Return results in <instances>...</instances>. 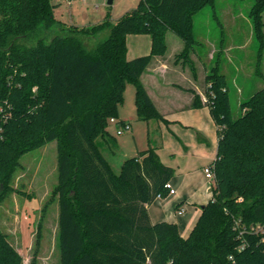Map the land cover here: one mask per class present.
I'll list each match as a JSON object with an SVG mask.
<instances>
[{"label": "trees", "instance_id": "1", "mask_svg": "<svg viewBox=\"0 0 264 264\" xmlns=\"http://www.w3.org/2000/svg\"><path fill=\"white\" fill-rule=\"evenodd\" d=\"M215 2L141 0L115 22L107 14L91 26H66L56 18L53 0H0V202L13 191L21 158L56 141L52 195L59 203L60 264H264V235L240 234L243 227L264 225V88L243 101L235 117L219 63L206 75L218 154L212 198L188 237L175 223L150 219L148 206L167 196L174 176L157 149L139 151L115 174L99 144L117 146L108 127L112 118L119 120L128 84L136 88L140 120L166 121L142 76L155 57L166 55L172 31L184 42L176 59H184L196 78L192 54L201 43L195 16ZM263 13L264 0H254L255 74L264 79ZM53 30L57 34L46 40ZM39 34L35 45L26 44ZM130 35L150 36V54L128 59ZM191 92L192 106L202 107L200 95ZM36 260L37 247L31 264ZM0 264H23L1 227Z\"/></svg>", "mask_w": 264, "mask_h": 264}, {"label": "rangeland", "instance_id": "2", "mask_svg": "<svg viewBox=\"0 0 264 264\" xmlns=\"http://www.w3.org/2000/svg\"><path fill=\"white\" fill-rule=\"evenodd\" d=\"M140 1L114 0L112 5H108V0H74L72 3L65 1L62 2L57 15L70 26H91L104 20L107 14L115 22L125 13L135 9ZM56 2L57 0H53L54 4ZM253 4L254 0H216L213 6L209 5L202 9L195 16L194 21L195 35L201 43L196 46L195 54H192L196 70L197 65L202 68L197 75L199 85L204 84V80L201 82L204 72L211 73L219 63L221 72L226 75L229 82L230 101L235 117L242 114L241 103L264 88V79L255 74L258 42L254 36L250 18ZM56 34V30H53L44 37L50 40ZM167 36L170 39H176L184 47V42L174 32L169 31ZM167 36L166 40H170ZM39 37L41 34L35 39L28 40L26 44L35 45ZM168 40L167 44L171 50L168 60L174 61L176 65L179 64L178 69L181 72L185 67L187 69L185 75L188 77L193 76L184 59H176V55L182 50L174 53L175 50L171 49ZM96 42L98 41H93L90 47L97 45ZM131 45L132 42L129 40V46ZM130 49L132 50L131 47ZM219 51V56L213 61V55ZM148 54H150L149 51L145 55ZM210 54H212L211 59L208 58ZM202 64H205L204 70L201 67ZM261 72L264 75V54ZM204 85L205 93L206 84ZM119 118L129 123L130 129L118 135V129L124 127L110 123L108 131L116 138L117 146L113 148L99 139L103 155L115 174H120L124 161L138 156L139 151L153 147L159 148V153L162 155L167 153L170 142L166 140V135L169 136V129L161 124V120L138 118L136 88L133 84H128L126 87L124 103L119 108ZM178 159L176 155L169 160H174L173 164H177ZM20 162L21 167L15 173L11 183L13 191L0 202V227L9 235L10 241L21 253L23 264H31L36 247V264H60L59 203L52 195L58 183L57 142H49L27 153ZM37 243H39L38 246Z\"/></svg>", "mask_w": 264, "mask_h": 264}, {"label": "crops", "instance_id": "3", "mask_svg": "<svg viewBox=\"0 0 264 264\" xmlns=\"http://www.w3.org/2000/svg\"><path fill=\"white\" fill-rule=\"evenodd\" d=\"M65 1L57 0L53 4L56 18L68 26L69 24L63 22L57 15L62 2ZM131 36L127 39L128 59L143 56L147 51L151 52L150 36L136 35L137 37L134 38ZM167 38L170 39L168 36ZM129 40L132 42L131 46H129ZM175 40H168L171 49L175 50L174 53L183 48L182 43ZM170 51L168 46L165 56L155 57L141 79L154 105L166 119L161 121V124L169 129L166 140L170 142V146L165 155L159 153V148L156 149L161 161L174 171L169 184L175 193L171 194L169 190L166 197H158L148 206V211L152 223L163 221L175 223L181 235L188 237L201 215L202 207L212 198L214 180L206 177L205 169L217 158L219 137L217 124L204 95L207 72L203 71L201 82L204 80V84L200 86L197 76L196 78L192 75L188 77L185 75L187 70L185 67L181 72L178 69L179 64L176 65L174 61L168 60ZM211 56L212 54L208 58L211 59ZM204 65L201 66L203 70ZM199 71H202V68L197 65V75ZM188 89L200 95L202 107L192 106L194 94ZM118 121L127 123L121 118ZM176 155L179 159L177 164H173L174 160L169 159H173Z\"/></svg>", "mask_w": 264, "mask_h": 264}, {"label": "built area", "instance_id": "4", "mask_svg": "<svg viewBox=\"0 0 264 264\" xmlns=\"http://www.w3.org/2000/svg\"><path fill=\"white\" fill-rule=\"evenodd\" d=\"M68 3H72V1L74 0H66ZM81 1H87V0H81ZM110 123H114V124H120L118 119L116 118H112L110 120ZM122 125V124H120ZM124 128L123 129H118L117 133L118 135L123 134L124 130H129L130 129V125L129 123H124L122 125ZM205 173H206V177L208 179H215V172H214V165L211 164L210 166L206 167L205 169ZM166 188H168L170 190L171 194H174L175 191L171 188L170 184L166 185ZM244 233L250 234V235H258V236H263L264 235V225L263 224H252L246 227H243L240 234L243 235ZM244 247H242L241 249H243Z\"/></svg>", "mask_w": 264, "mask_h": 264}, {"label": "water", "instance_id": "5", "mask_svg": "<svg viewBox=\"0 0 264 264\" xmlns=\"http://www.w3.org/2000/svg\"><path fill=\"white\" fill-rule=\"evenodd\" d=\"M114 3V0H108V5H112Z\"/></svg>", "mask_w": 264, "mask_h": 264}]
</instances>
